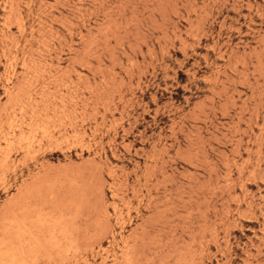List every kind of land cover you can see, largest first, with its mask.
<instances>
[{"label": "rangeland", "instance_id": "obj_1", "mask_svg": "<svg viewBox=\"0 0 264 264\" xmlns=\"http://www.w3.org/2000/svg\"><path fill=\"white\" fill-rule=\"evenodd\" d=\"M0 246L264 264V0H0Z\"/></svg>", "mask_w": 264, "mask_h": 264}, {"label": "bare ground", "instance_id": "obj_2", "mask_svg": "<svg viewBox=\"0 0 264 264\" xmlns=\"http://www.w3.org/2000/svg\"><path fill=\"white\" fill-rule=\"evenodd\" d=\"M16 4V3H15ZM33 4H34V2H33ZM11 8V7H10ZM10 11V10H9ZM14 11V10H13ZM11 13V12H10ZM22 16V15H21ZM7 26V25H6ZM24 63V62H23ZM50 64V63H49ZM27 65V64H26ZM259 65V64H258ZM53 69L55 68V67H52ZM77 72V71H76ZM115 73V72H114ZM65 74V73H64ZM53 75V74H52ZM39 76V75H38ZM42 76V75H41ZM12 77V76H11ZM69 84V83H68ZM66 85V84H65ZM45 89V88H44ZM7 90V89H6ZM10 90V89H9ZM8 90V91H9ZM50 90V89H49ZM51 91V90H50ZM54 91V90H53ZM75 91V90H74ZM10 96V95H9ZM62 97V96H61ZM40 101V100H39ZM58 101V100H57ZM60 101V100H59ZM13 102V101H12ZM71 102H72V100H71ZM11 104V103H10ZM36 104V103H35ZM5 110V109H4ZM50 110V109H49ZM94 111V110H93ZM23 112V111H22ZM21 112V113H22ZM64 112V111H63ZM76 112V111H75ZM5 113V112H4ZM24 113V112H23ZM24 115V114H23ZM31 116V115H30ZM58 116V115H57ZM52 117V116H51ZM96 117V116H95ZM76 118V117H75ZM36 119V118H35ZM19 120V119H18ZM27 122V121H26ZM14 126V125H13ZM20 126V125H19ZM22 126V125H21ZM19 128H21V127H19ZM98 129V128H97ZM21 130V129H20ZM23 130V129H22ZM263 131V130H262ZM21 132V131H20ZM5 134V133H4ZM8 134V133H7ZM86 134V133H85ZM60 135V134H59ZM77 135V134H76ZM51 136V135H50ZM70 136V135H69ZM85 137V136H84ZM7 138V137H6ZM74 138V137H73ZM79 139V138H78ZM10 140V139H9ZM12 141H14V140H12ZM11 142V141H10ZM14 143V142H13ZM10 144V143H9ZM27 147V146H26ZM88 150V149H87ZM8 156V155H7ZM8 158H9V156H8ZM8 158L5 160V161H7L8 160ZM23 162V161H22ZM248 162V161H247ZM249 178H251V177H249ZM253 179V178H252ZM249 180V179H248ZM46 213V212H45ZM129 213V212H128ZM41 218V217H40ZM27 229V228H26ZM24 233V232H23ZM19 234V233H18ZM31 234V233H30ZM25 235V234H24ZM4 245V244H3ZM21 245V244H20ZM5 246V245H4ZM1 247V246H0ZM3 247V246H2ZM8 247V246H7ZM22 248V247H21ZM15 250V249H14ZM5 253L4 254H6V251H4ZM8 253V252H7ZM12 253V252H11ZM10 253V254H11ZM6 256H7V254H6ZM5 256V257H6ZM13 256V255H12ZM15 256H13V258H14ZM8 258H11V257H8ZM12 261H14L13 259H11ZM10 260V261H11ZM24 261V260H23ZM178 261V260H177ZM25 263V262H24ZM23 263V264H24ZM36 263V262H35ZM115 263V262H114ZM18 264V263H17ZM176 264V263H175Z\"/></svg>", "mask_w": 264, "mask_h": 264}]
</instances>
